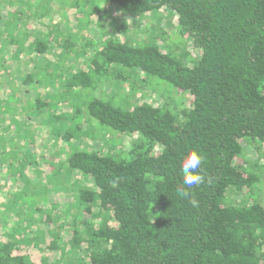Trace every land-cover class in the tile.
<instances>
[{
	"label": "trees",
	"instance_id": "16d2710c",
	"mask_svg": "<svg viewBox=\"0 0 264 264\" xmlns=\"http://www.w3.org/2000/svg\"><path fill=\"white\" fill-rule=\"evenodd\" d=\"M98 2L103 14L88 4L84 13L105 19L99 45L88 50L92 22L78 62L66 64L64 81L40 97L44 103L35 102L38 112L56 96L53 108L68 109L55 113L66 129L56 133L55 144H42L46 154L39 161L30 155L23 171L8 177L23 190L3 206L0 264H264V165L246 161L249 170L240 163L244 145L264 159V0ZM11 5L0 15V65L7 70L13 59L25 62L0 97V144L25 139L30 147L19 126L3 117L15 107L5 98L22 100L21 87L33 85L25 69L37 75L36 62L56 67L76 44L46 27V33L31 29ZM80 14L71 11L70 21L80 25ZM140 21L147 22L146 37L133 40L128 25L140 29ZM162 21L174 31L166 34ZM153 79L170 85L172 104L127 103L113 92L127 85L134 96ZM184 96L188 102L180 107ZM106 128L135 139L119 146ZM98 136L112 147L86 145ZM190 151L203 158L204 182L189 189L196 207L176 193ZM36 172L45 177L41 186L30 184ZM70 181L73 202L59 209L47 193L62 192ZM8 214L12 225L3 228Z\"/></svg>",
	"mask_w": 264,
	"mask_h": 264
},
{
	"label": "rangeland",
	"instance_id": "374dc122",
	"mask_svg": "<svg viewBox=\"0 0 264 264\" xmlns=\"http://www.w3.org/2000/svg\"><path fill=\"white\" fill-rule=\"evenodd\" d=\"M13 4V10L11 12H18L22 14V19L24 20L23 23H29V26L31 25V29L37 30L38 32L44 31V27L47 28V32H53L55 35H57L58 38L60 36H63L67 34L69 38H71L70 42L76 44L75 47H70L71 54L68 56H65V53H61L63 56L61 61L64 63H57L56 67H51V65L46 66L45 64L42 63H37L38 66L41 65L42 71L39 72L37 75L32 72V67H27L25 70L26 74H31L32 73V80H33V85L30 86H25L21 87L19 94L22 100L17 99L14 96H8L5 99L8 100L10 103L14 104V108L8 109V116H3L5 119H8V121L12 122L15 125V128L19 126L21 136L22 137H28L27 142H32V145L29 147L24 139V141H10V145L7 143H1L0 144V191H2V195L0 196V217L2 215V212H5V208L3 206L6 205L7 201L9 203L11 194L12 196L16 195V192L20 191L22 193L23 187L18 188L15 190V186H13L8 179L9 176L15 177L16 175L20 174L21 171H23V160L28 159L30 155L34 156L35 161H39V158L44 156L46 153L44 152L43 149H45L42 145L45 143V145H52L55 144L56 140V133L62 130L63 125L59 121L57 122L55 119V113L57 112H65L68 111V109H61V108H53V102H55V97L52 98V101H49L47 104H43L41 107H39V111L35 112L36 109V100L41 99V101L44 103V96L46 91L48 90L50 93H54V83H59L61 81H64L63 77H61L62 72L65 70L66 64L68 66H72L75 62L76 59L75 56H78L81 54V51L85 49L86 42L91 39V33H87L88 30L92 27V22H96L95 26L93 23V38L94 40L91 41L89 40V49L90 52L93 49H96L94 47L99 45V42L97 41L100 39V35L102 34L101 32V27H98L99 24L101 23L104 25L105 19H102V17H97V16H89L86 12V4L89 5L88 8L91 9H96L100 8L101 6V11L100 15L104 13V10H102V3L98 2V0H87V1H81V0H0V15L2 14V10H6L7 7H12ZM84 9V10H83ZM83 10V11H81ZM108 10V9H106ZM73 11V13H83L82 19L80 20V25L77 23L73 24L70 21L69 15ZM114 13L116 11L114 10ZM119 13H117L118 15ZM81 15V14H80ZM140 24V29L136 28L138 25L136 22H130L129 29H131V32H135L131 34V38L133 40H138V41H143L145 39V33H142V30H145L147 22L146 21H140L138 22ZM153 23V22H152ZM172 23L175 25L176 21L175 19L171 20V25ZM154 26H156L155 22L153 23ZM89 27V28H88ZM95 27V28H94ZM31 29L29 27V30L31 32ZM73 29H76L73 30ZM80 31H77V30ZM118 29V28H116ZM161 29L166 32V34L171 33L174 31L172 29V26H169L165 24V21H162L161 24ZM137 30V31H135ZM113 31V30H112ZM111 31V32H112ZM46 33V31H44ZM74 33H78V35L75 36ZM45 37L43 36V39ZM61 39V38H60ZM59 40V39H58ZM172 47V46H171ZM87 50V49H86ZM55 53L58 54L60 53V49L55 50ZM73 54V55H72ZM47 59L49 60H54L52 56H47ZM58 59V57H57ZM60 59V57H59ZM3 60V59H2ZM25 60V59H24ZM22 57H20V61L17 62V60H12L8 64V69L3 70L4 67L0 65V97H2L6 91V87L4 86L5 83L8 81H11L10 76L15 77L14 69L16 68L17 65L24 63ZM6 61V60H5ZM72 63V64H70ZM31 66H33L32 63H30ZM75 65V64H74ZM67 66V67H68ZM69 68V67H68ZM74 72V71H73ZM18 76V74L16 73ZM7 79V80H6ZM138 78V81H141V79ZM138 81H135L134 86L135 90L137 88H140V90H136V93L134 96L131 95L130 92V87L127 88V85H125L124 89H115L113 92L120 96L124 101H127V103H131L132 101H138V102H146L144 100H147V103L149 102H154L158 105H163L166 102H173L172 100H175L176 97L175 95L171 94V87L169 84L160 81V80H155L153 79L151 84L149 86L142 87L143 85H137ZM158 84V86H156ZM140 86V87H139ZM88 94L86 95L87 98L88 96H92L94 90L91 88H87L86 90ZM53 95V94H52ZM24 99V100H23ZM119 99V97H118ZM178 106L184 107V104L186 105L188 102V97L184 96L183 98L179 99L178 101ZM156 103H154L156 105ZM1 117V115H0ZM7 117V118H6ZM84 117V114L82 112L77 116L76 121H82ZM81 119V120H80ZM6 123V122H5ZM84 122H82L83 124ZM6 126H4L5 128ZM85 128V127H84ZM96 130L99 128L94 127ZM66 129V128H64ZM84 130V129H83ZM108 130V131H106ZM106 130H103L105 133L111 135L113 139H115V143H118L120 141L119 146L125 145V144H130L132 141H134L135 137H127V136H122L124 137L121 140V135H117L115 132L109 131L108 128ZM100 131V129H99ZM10 135V133H9ZM10 136L7 139H9ZM106 136H98L95 140H89L86 145H88L89 148H95V149H100V150H107L111 148V144L114 142L110 141ZM75 142V141H74ZM244 158L240 160L241 165H244L246 168L250 170V165H245L246 161L254 162L257 160L258 166L264 165V159H260L261 156H258L259 154L256 152L254 147L249 146V145H244ZM10 148V149H9ZM122 148V146H121ZM46 151V150H45ZM45 153V154H44ZM50 156H53L51 154ZM21 164V167H20ZM256 169V168H255ZM254 169V170H255ZM256 173H260V170L257 171L255 170ZM71 179L73 180H78L77 177H72ZM45 182V177L43 175H40V173L36 172L33 173L32 176L30 177V184L36 185V186H41ZM72 181L68 183L67 186H65V190L59 193H55L50 195L49 192L47 193L46 199H51L53 198V201H55V205L58 206V208L64 209L66 205L69 203L73 202L71 198V185ZM28 184L27 186H29ZM74 184V183H72ZM79 185H75V189H77ZM263 187V188H262ZM262 196L264 198V185L262 186ZM26 188V186H25ZM54 190L53 192H56V188L53 187ZM19 193L17 194L16 197L14 198H19ZM41 198H44L43 195H41ZM7 200V201H6ZM240 200V198H239ZM50 205L49 203H46V207ZM3 209V211H1ZM10 214V213H9ZM8 214V220H7V225H3V228H7L8 226L11 227V217ZM10 218V219H9ZM2 218H0L1 220ZM3 230V229H2Z\"/></svg>",
	"mask_w": 264,
	"mask_h": 264
},
{
	"label": "clouds",
	"instance_id": "9594fccd",
	"mask_svg": "<svg viewBox=\"0 0 264 264\" xmlns=\"http://www.w3.org/2000/svg\"><path fill=\"white\" fill-rule=\"evenodd\" d=\"M202 159L196 151L184 156L181 162L182 184L176 188V193L182 199H188L193 207L198 206V201L192 197L189 189L204 182V176L200 174Z\"/></svg>",
	"mask_w": 264,
	"mask_h": 264
}]
</instances>
